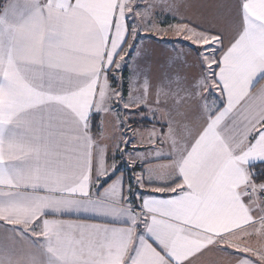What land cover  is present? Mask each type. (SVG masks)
I'll return each instance as SVG.
<instances>
[{
  "label": "snow or ice",
  "instance_id": "obj_1",
  "mask_svg": "<svg viewBox=\"0 0 264 264\" xmlns=\"http://www.w3.org/2000/svg\"><path fill=\"white\" fill-rule=\"evenodd\" d=\"M262 81L264 0H0V264H264Z\"/></svg>",
  "mask_w": 264,
  "mask_h": 264
},
{
  "label": "rangeland",
  "instance_id": "obj_2",
  "mask_svg": "<svg viewBox=\"0 0 264 264\" xmlns=\"http://www.w3.org/2000/svg\"><path fill=\"white\" fill-rule=\"evenodd\" d=\"M138 2H140L141 3V5H143V0H138ZM186 2V0H174V3L175 4H177V5H180V4H184ZM182 11H184L183 9H181ZM169 18H167L166 19V21H165V24L164 25H162V26H164V27H166L167 26V24H169V23H175V21H173L172 19H171V16H168ZM154 19H164V17L163 16H158V17H156V18H154ZM163 39L165 40V41H170V40H174V39H176V37L174 36V34H172V33H168L167 35H165L164 37H163ZM145 43H148V44H150L152 47H155V48H157L158 50H160V49H168V50H170L171 49V44H168V43H159V44H152V42H149V41H145ZM174 55V54H173ZM124 76H125V99H127L128 97H127V77L129 76V72L127 71V70H125V72H124ZM135 109H137V108H134V110ZM144 113V115H141L140 114V112L139 111H133V112H131V111H127V112H124V111H122L121 112V119H125L126 121H127V126H128V124H135V127L137 128V132H135V133H138V137H137V141H139L140 142V140H141V131H139V130H143V132H144V134H145V136H146V131L148 130V129H150L152 126H153V123H154V121H153V123H151V124H149V126H148V128L147 127H143V126H140V128H139V120H141L142 118H144V119H147V120H149V121H151L152 120V117H151V114L150 113H148V112H143ZM146 117V118H145ZM110 123H113L112 122V118H111V121H109L108 122V125H111ZM108 129L110 130V127H108ZM128 129H131V127L129 128V127H127L126 129H120L119 127H118V129H117V127H113V128H111V130L109 131L110 133L111 132H115V135H116V137H117V139H119V132L120 131H127V136L125 137V139L126 138H128V137H131V133L133 134V132L132 131H130V130H128ZM113 144H114V142H112ZM124 147V145L123 144H121V148H123ZM130 149V148H129ZM117 155H119V154H117ZM119 162V161H118ZM112 163V161H111V159H110V164ZM131 175V173L130 174H128V173H126V175H125V179H126V185H127V182H128V177Z\"/></svg>",
  "mask_w": 264,
  "mask_h": 264
},
{
  "label": "crops",
  "instance_id": "obj_3",
  "mask_svg": "<svg viewBox=\"0 0 264 264\" xmlns=\"http://www.w3.org/2000/svg\"><path fill=\"white\" fill-rule=\"evenodd\" d=\"M167 18H169V17H167ZM261 84L262 85H264V81H262L261 82ZM258 87H259V85H258ZM129 111H131V112H133V111H139L138 109H135L134 110V108H132V109H129ZM140 112V114L141 115H144V113L143 112H141V111H139ZM109 121H111V117L109 118ZM146 121H149V120H147V119H144V118H142L141 120H139L138 122L140 123L138 126H139V128H140V126H143V127H147L148 128V126L149 125H146V126H144L145 124L143 123V122H146ZM111 125H108V127H110V130H111V128H113V127H117V129H118V126H114V124L113 123H110ZM151 124V123H150ZM127 127H131V129H137L136 127H135V124H128V126ZM109 130V131H110ZM131 137H134V139L137 141V137H138V133H131ZM120 138V137H119ZM141 141V140H140ZM137 144H138V146H139V141H137ZM131 147H132V145H129V148L131 149ZM108 163L110 164V159L108 160ZM257 166H261V167H264V164H257ZM254 171H256V172H260V170H257V168H255V169H253ZM137 171H139V169H137ZM125 184H126V179H125Z\"/></svg>",
  "mask_w": 264,
  "mask_h": 264
},
{
  "label": "trees",
  "instance_id": "obj_4",
  "mask_svg": "<svg viewBox=\"0 0 264 264\" xmlns=\"http://www.w3.org/2000/svg\"><path fill=\"white\" fill-rule=\"evenodd\" d=\"M143 123L145 124L144 126L150 124L149 121H146V122H143ZM117 162H118V161H117ZM119 162H120V161H119ZM119 162H118V163H119ZM256 168H257V170H260V172L264 171V167L257 166ZM126 173L130 174L129 172H125V175H126Z\"/></svg>",
  "mask_w": 264,
  "mask_h": 264
}]
</instances>
